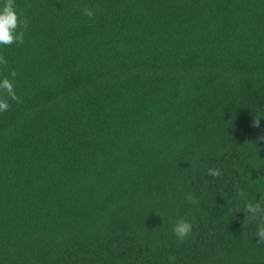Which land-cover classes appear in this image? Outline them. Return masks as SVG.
Listing matches in <instances>:
<instances>
[{
	"label": "trees",
	"instance_id": "16d2710c",
	"mask_svg": "<svg viewBox=\"0 0 264 264\" xmlns=\"http://www.w3.org/2000/svg\"><path fill=\"white\" fill-rule=\"evenodd\" d=\"M14 5L0 264H264V0Z\"/></svg>",
	"mask_w": 264,
	"mask_h": 264
},
{
	"label": "clouds",
	"instance_id": "9594fccd",
	"mask_svg": "<svg viewBox=\"0 0 264 264\" xmlns=\"http://www.w3.org/2000/svg\"><path fill=\"white\" fill-rule=\"evenodd\" d=\"M86 16H93V11L89 8L84 9ZM21 21L18 19V12L14 5V0H0V46L12 45L22 42V31L20 30ZM15 76V73H12ZM0 92L6 93L11 100H16L17 97L14 91V83L12 79H0ZM9 107L8 99L0 96V112L7 110ZM213 175H217V171L209 170ZM247 214L258 223L256 236L258 239H264V216L261 212L264 211V203L260 200L250 199L245 204ZM192 225L187 220H181L173 226V231L176 237L182 240L190 231Z\"/></svg>",
	"mask_w": 264,
	"mask_h": 264
}]
</instances>
